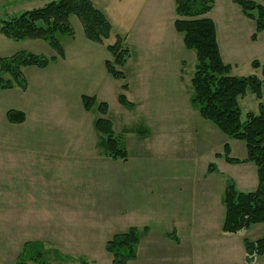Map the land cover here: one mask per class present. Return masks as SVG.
Segmentation results:
<instances>
[{"label":"rangeland","instance_id":"rangeland-1","mask_svg":"<svg viewBox=\"0 0 264 264\" xmlns=\"http://www.w3.org/2000/svg\"><path fill=\"white\" fill-rule=\"evenodd\" d=\"M51 1L0 0V24L2 19ZM174 1L93 0L113 23L110 39L105 46L88 40L81 21L72 16L75 36L60 37L64 58L44 40L15 41L0 32V59L19 52L55 58L44 69L22 68L28 84L25 91L19 86L0 89V264H17L22 257L31 264L30 259L42 251L31 249L32 246L26 251V244L31 242L23 244L21 236L18 239L12 233L8 174L16 158L9 148L38 145L42 141L49 146L52 142L57 146L80 142L83 147L98 145L106 151L100 134L95 135L94 123L101 117L97 105L86 111L83 95L95 97L97 103H108V117L114 124L116 136L125 142L129 156L127 160L115 159L118 161L107 169L114 183L107 194L109 199L98 203V210L106 212L104 218L96 219V225L93 218L83 217L81 221L85 226L73 238V235L68 237L71 244L66 246L71 248L50 247L43 251L45 260L51 264H114L113 255L106 251L107 243L131 227L147 226L150 233H143L137 258L128 264H247L244 240L264 237V224H255L237 234L223 232L225 206L222 199L226 179H232L239 191L256 190L257 168L252 162L231 164L223 157H216L218 153L223 154L225 145L229 144L231 156L244 160L246 145L225 135L193 107L191 79L197 65L196 52L185 47L182 34L179 46L169 31L170 21L176 17ZM221 5L218 11L223 9ZM156 17L157 20L161 17L160 27L154 23ZM219 17L223 53L234 55L231 60L225 57V62L238 63L232 66V75L262 78L261 69H255L247 58L264 64V34L259 43L242 32L232 35L234 27L243 29L239 20L233 17L232 27L226 25L225 17ZM253 25L255 27V21ZM227 30L229 40H222V31L226 35ZM119 33L129 34L127 39L122 38L130 57L125 66L117 67L125 74L123 80L113 78L105 65L107 60H112L107 45L114 44ZM231 37L236 39L232 41ZM238 50L245 53L246 58L235 56ZM174 58H179L183 67L180 87L170 78ZM123 84H128V91L122 89ZM122 93L134 107H125L119 102ZM258 104L249 91L240 98L243 121L248 112L258 113ZM12 109L27 112L29 118L26 115V120L20 124L9 122L6 113ZM76 117L78 126L81 122L83 125L82 131L79 127L82 133L78 138L67 132L72 124L69 119ZM47 132L56 135L51 137ZM97 154L92 151V155ZM210 164L218 168V173H208ZM100 170L106 171V167L100 166ZM68 223L66 228L71 232L74 227ZM173 230L181 237V245L169 237ZM84 238L85 244L73 242ZM254 264H264V256H257Z\"/></svg>","mask_w":264,"mask_h":264},{"label":"trees","instance_id":"trees-1","mask_svg":"<svg viewBox=\"0 0 264 264\" xmlns=\"http://www.w3.org/2000/svg\"><path fill=\"white\" fill-rule=\"evenodd\" d=\"M238 4L243 14L254 20L256 31L252 39L264 31V0H233ZM215 0H175L177 18L175 30L183 35L184 45L196 52L197 65L191 79L193 94L191 103L200 116L214 123L217 128L232 139L243 141L247 149V157L240 160L231 156L229 144L225 145L223 157L231 164L252 162L257 167L258 186L256 190L242 192L237 190L233 180L227 181L224 196L226 208L222 230L225 233L237 234L249 230L253 225L264 223V64L254 60L252 66L261 68L262 78L256 75L234 76L232 65L223 60L217 39L215 22L208 14L214 8ZM76 16L81 21L85 36L96 44H105L112 33V22L107 15L98 9L93 0H53L46 5L33 8L2 19L0 32L15 41L44 40L60 57H65V51L60 43L61 36H75L71 17ZM112 60L106 61L108 73L115 79H125L123 71L117 67L125 66L130 57L124 39L118 36L114 44L107 45ZM55 60L29 52H19L8 58L0 59V89L10 90L19 86L22 90L28 87L22 68L37 66L47 68ZM122 89L127 91L128 84ZM251 92L259 100L258 113L252 111L242 119L240 98ZM119 102L125 107H134L125 94H120ZM86 111H91L97 105L101 117L95 120L96 130L102 134V144L107 154L114 159L127 160L128 151L122 138L116 136L113 122L109 119V105L106 102L97 103L95 97L82 96ZM7 119L11 123L20 124L26 120V114L19 110H9ZM214 164L209 165V172H214ZM145 228L131 227L126 232L117 234L106 245V251L113 255L114 264H128L137 258L140 242ZM177 240L175 233L169 235ZM38 251L31 259V264H51L45 260L43 245L32 242L26 244V251ZM34 247V248H33ZM245 260L254 264L257 256H264V237L250 241L244 240ZM28 248V249H27ZM38 248V249H37ZM17 264H27L22 257Z\"/></svg>","mask_w":264,"mask_h":264},{"label":"crops","instance_id":"crops-1","mask_svg":"<svg viewBox=\"0 0 264 264\" xmlns=\"http://www.w3.org/2000/svg\"><path fill=\"white\" fill-rule=\"evenodd\" d=\"M221 4H223V9L218 11L219 6H222ZM219 16L227 19V26L233 27L235 24L234 21H231L233 17L239 20L238 22L243 26V29L234 27L231 30L232 35L233 32H242L244 36L251 35L252 37L255 33L256 25L254 27V21H246L241 8L235 4L233 0H215L214 8L209 14V17L214 20L216 25L217 38L223 60L226 61L225 57L231 60L233 59V54H229L228 52L224 55L223 53L219 26L221 25L222 20ZM176 18L177 15L173 18V21H170L171 27L169 28V31H171L176 41H178V45L181 46L180 40L182 37L174 27ZM154 23L160 27L162 25L161 17L158 20L156 17ZM222 24H224V22H222ZM228 34L229 30L226 31V35L225 31H222V40H229ZM262 34H264V31L257 35L256 40L252 39L253 42L259 43ZM118 36L122 37L124 35L119 33ZM124 37V39H127L129 34L127 33ZM230 39L234 41L236 38L231 37ZM105 44H103V46H105ZM235 56L246 58V54L241 50H238V53ZM247 61L251 64L253 58H247ZM228 63L232 66H237L238 64L234 61H229ZM172 65L174 67L171 68L170 74L173 76L170 78L174 80L175 85L180 87L183 82L181 79V77H183V74H181L183 68L181 66V60L178 58L175 63H172ZM27 118H29L28 115ZM69 122L72 124L67 132H69L70 135L74 134L72 135L75 136L74 138H78V134L82 133V122L79 123L78 126L77 117L75 120L69 119ZM52 127L55 126L52 125ZM79 127L81 131H79ZM47 131H54V129H47ZM65 132L66 131H63V133ZM91 134H93V132H91ZM96 134L100 133L97 131L95 135ZM47 135H51L52 137L55 136L56 133L47 132ZM100 137L101 139H99L102 142V134H100ZM99 139L98 142L100 144ZM41 143L42 144L38 145L9 148L12 157L16 158L15 160H12L11 173L8 174L10 201L12 202L10 214L12 233L16 234L18 239L21 236L20 239L23 244L25 242H36L42 244L43 249H48L50 247L56 249L71 248L70 245L66 246V244H71L69 239L73 238L74 235H77V233H79L78 231L81 230V227L85 226L81 221L83 217L93 218V222L97 225V220L99 218L102 220L106 215V212L98 210L100 208L98 203L100 200L103 201L106 198L109 199L107 194L111 191L110 188L114 183V179L113 175H109L107 169L113 167L118 160L105 154L106 151L99 148L100 146L98 145H95L94 148L83 147L80 142L73 146H63L61 144L57 146L55 142H52L49 146L45 141H42ZM93 150L94 153L98 154L92 155ZM248 164L250 163H247L246 165ZM100 166L102 169L106 167V171L100 170ZM252 172L254 173V171ZM208 173H218V168L214 172H209L208 169ZM227 181L228 179L225 181L226 185L223 193V203ZM67 223H71L74 230L71 232L68 231L66 228ZM99 224H101V222ZM141 227H143L139 228L141 231L147 228V233H150L147 226ZM93 231L94 230L92 229L91 232L93 233ZM176 232V230H173L172 233ZM70 235L73 236L68 238ZM172 239L175 244L181 245L182 240L178 234V240H175L174 238ZM73 242L85 244L87 240L84 238L83 241L73 240ZM49 243L52 244V246H48Z\"/></svg>","mask_w":264,"mask_h":264}]
</instances>
